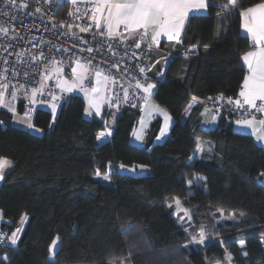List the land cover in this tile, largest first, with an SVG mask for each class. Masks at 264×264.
<instances>
[{
  "label": "trees",
  "instance_id": "1",
  "mask_svg": "<svg viewBox=\"0 0 264 264\" xmlns=\"http://www.w3.org/2000/svg\"><path fill=\"white\" fill-rule=\"evenodd\" d=\"M227 2L210 0L206 14L189 18L180 53L155 81L154 100L174 119L161 143H154L156 119L146 145L133 144L141 111L121 108L100 144L96 136L111 111L104 120L86 118L81 95L65 100L54 122L51 112L37 109L40 133L14 126L0 110V157L13 162L0 185L2 227L10 236L21 229L16 245H0V258L8 257L0 264H211L229 257L232 264H264V147L236 133L231 114L221 115L215 129L201 127L203 105L186 117L192 98L238 95L246 74L242 56L251 42L239 11L261 0H238L230 13L211 6ZM193 44L196 50L184 55ZM201 141L212 147L192 159ZM97 171L109 179H98ZM176 200L191 213L187 226L174 213ZM224 213L239 221L219 223ZM202 227L211 241L192 247L190 237Z\"/></svg>",
  "mask_w": 264,
  "mask_h": 264
},
{
  "label": "snow or ice",
  "instance_id": "2",
  "mask_svg": "<svg viewBox=\"0 0 264 264\" xmlns=\"http://www.w3.org/2000/svg\"><path fill=\"white\" fill-rule=\"evenodd\" d=\"M4 7L6 9H15L16 11H22L28 7L27 0H2ZM50 3L51 0H48ZM73 9L68 11L69 16H74L75 19L80 20L87 16L90 21L87 26L76 25L79 32H91L94 26L95 33L94 36H99L102 39L98 40L97 48L95 51L99 53L105 46L109 50L112 49L113 43L123 44L129 39L135 41V48L140 49L141 44H146L147 50L151 53L153 46L156 49H159L160 38L166 37L168 41H180L181 34L185 30V24L189 20V14L191 13L193 17L199 16L201 11H206L210 6V0H70ZM61 0H57V6L59 7ZM85 5L84 11L81 13L80 5ZM225 9L227 12H231L238 6V0H228L227 4L215 5ZM39 12L40 9L35 10ZM90 13V15H89ZM0 15L9 17L12 20H15L16 17L11 16L9 11L0 10ZM33 15V13H29ZM239 15L242 20V28L247 34L248 38L251 41V50L247 51L243 56L242 60L247 67V74L243 78L241 89L238 93V98L228 99L229 104H235L237 109H244V114L251 116L250 119L237 120L236 124L242 127L250 128L251 134L255 136L257 141L264 142V118H258L255 113L260 114L261 117H264V0L261 2L250 6L246 9L239 11ZM227 18V17H223ZM222 18V19H223ZM62 22L60 27H64ZM56 27V25H53ZM69 30L73 28L72 24H67ZM127 31L128 36H124L121 30ZM12 29L4 26L3 23H0V35L9 36ZM75 37L77 34L72 33ZM15 38V37H10ZM87 43V41H81ZM197 45L193 44L188 49L186 53H192L196 50ZM7 49H5L6 51ZM59 51V49H58ZM81 51H87L88 53H93V47L89 46L87 49H81ZM128 49L125 48V55H127ZM11 55V53H10ZM17 62L23 63L22 54L17 53ZM113 55L115 53L113 52ZM171 55V54H169ZM135 59L139 60L140 56L133 53ZM162 59L167 62V57H164L161 53ZM3 59L5 65L8 64L6 58ZM70 61H73L74 67H71V80L63 78V68L57 67L58 64H62L63 61H50L46 63L44 70L39 73L42 76V79L39 83V87H32L31 94H28L27 85L24 83L12 84L8 80L9 68L3 67L0 68V107L6 108L9 112L13 114V118L16 119V108L13 104V101L17 99L18 92L27 97L30 103H37V95L43 94L46 85L44 81L52 79L53 74L57 76L56 86L61 90V92H72L73 90L79 89L82 91L88 99V107L85 108V113L92 115L90 109L95 111L96 115H100L101 105L107 101L109 105L114 103L112 99L104 95V91L108 89V86L117 85L119 82L116 77L105 75V69L92 64L91 59L84 57H68ZM38 60H46L44 52L40 51L37 55L31 56V61L36 62ZM160 61L158 60L157 63ZM31 66V65H30ZM120 64H114L112 67L116 68L119 72ZM150 70V69H149ZM111 71L110 69L108 70ZM127 71V69H126ZM146 69L143 67L139 68V73H145ZM94 72L96 86L86 87L85 81L89 80L90 76ZM20 73L15 68V65L11 68V75L15 78ZM36 73L24 72V76L27 78L32 76L34 78ZM135 80L134 86L137 90L142 89L145 93V103H148V98L151 96V90L155 87L152 83H147V78L145 77V82L142 83L139 79ZM130 84L128 87H124L122 83H119V87L123 89V101L127 102L130 96ZM12 88L10 92V99H6L5 93L9 88ZM103 89V90H102ZM113 95L116 97V100H120L121 97L115 92L113 88ZM52 101L59 99L56 95L49 93ZM222 98V96H221ZM259 102V103H258ZM119 105L117 104V107ZM247 106V107H245ZM151 110L155 112H163L158 105H150ZM192 105H189L191 109ZM56 109L57 104H51V114L53 117V122L56 118ZM165 117V125L160 131V136L164 137L166 135L169 121L171 117L167 113H163ZM215 120V117H213ZM20 123L25 124L28 128L33 129L37 132L42 131L39 128H36L31 121L30 113L25 112L24 118L19 120ZM2 123V121H0ZM143 124V121H141ZM111 135V131H100L96 139L99 141ZM137 140H142L143 136L136 134ZM198 150L202 149L198 145ZM11 165V161L7 158L0 157V180L5 179L4 169ZM124 165H120L121 169H124ZM143 168V166H141ZM135 171V169H132ZM96 175L99 177L101 174L97 171ZM260 176L264 177V172L260 173ZM104 180H108L109 176L104 175L102 177ZM199 179V178H197ZM193 183L189 181V184ZM177 209L180 210V201L176 200ZM186 214L187 210H184ZM2 215V211H0ZM27 216H23L22 220H26ZM183 218L181 217V220ZM187 231V229H185ZM21 232L20 228H17L11 236L0 237V239H8L11 244L15 245L18 240V233ZM59 236L55 237L52 241V244L49 247L50 254H53V250L58 247ZM190 243L200 245L205 243V230L202 227L198 236H191ZM264 243V241H262ZM187 247V245H185ZM241 247H243V242H241ZM247 255V253H243ZM2 260H7L8 257L5 256L0 258ZM230 260V257H229Z\"/></svg>",
  "mask_w": 264,
  "mask_h": 264
},
{
  "label": "built area",
  "instance_id": "3",
  "mask_svg": "<svg viewBox=\"0 0 264 264\" xmlns=\"http://www.w3.org/2000/svg\"><path fill=\"white\" fill-rule=\"evenodd\" d=\"M64 1L65 0H61V4L58 7L57 0H51L50 3L48 0H27L28 7L18 12L15 9H6L2 0H0V10L9 11L11 16L16 17L15 20H12L9 17L0 15V23H3L4 26L12 29L9 36L0 35V58H6L8 60V64L5 65L3 59H0V68H9L8 80L17 86L19 83L26 84L28 93H31L32 87H39V83L42 79V76L39 73L44 70L47 62L53 60L63 61L62 64H58L57 66L65 68L70 78H72L71 67H74L75 65L73 61L68 59V57L71 56L73 59L75 57H87L91 59L94 66L104 68L105 75L116 77L118 82L122 83L124 87H128L130 84L132 85L129 89V100L124 102L122 99L123 89L119 87V83L117 85L110 84L111 88L108 97H110L114 103L109 105L107 101L104 102V107L107 111L120 110L121 108H139L141 110L146 104L144 100L146 94L143 93L142 89L137 90L135 88V80L133 77L135 76V78L139 79L142 83L145 82V77L147 78V83L154 82L149 75V71L155 62H152L153 49L151 53H149L146 44L144 43L141 44L140 49H136L135 41L127 40L123 44L113 43L111 50L105 46L99 53H97L95 51L98 46L96 42L102 38L93 35L96 31L94 26L91 32H79L76 25L87 26L90 21L87 16L80 20L75 19L74 16H69L68 11L73 9V6L61 16L60 11ZM37 8L40 9L39 12L35 11ZM84 8L85 6L80 7L81 13L84 11ZM29 13H33V15H29ZM62 22L65 25L64 27H60ZM67 24H72L73 28L69 30ZM53 25H56V27H53ZM122 32L124 36H127V31L122 30ZM72 33H76L77 35L74 37ZM10 37L15 38L13 39ZM82 40L87 41V43L81 42ZM89 46L93 47V53L90 54L87 51H81V49H87ZM125 48L128 49L127 55H125ZM5 49L7 50L5 51ZM40 51L44 52L46 60H38L36 62L31 61V56H38ZM113 52L115 55H113ZM17 53L22 54L23 63L17 62ZM133 53L139 55L140 59H135ZM183 54L191 55L192 53H186L185 50L183 51ZM169 57L170 59H173L175 58V55H170ZM117 63L121 65L119 72H117L116 68L112 67ZM13 65H15V68L20 73L15 78L11 75V68ZM140 67L146 69L145 73H139ZM109 69L111 70L110 72L108 71ZM24 72L36 74L34 78H32V76L26 78L23 75ZM44 83L46 88L43 94L37 95V103H25L23 106L24 113L27 111L30 115H34L35 111L51 98L49 93L54 94L57 97L62 96L63 93L56 86L55 81L48 80L44 81ZM93 84V79H89L85 83L87 87H93ZM113 88H115V92L121 97L120 100H116V97L113 95ZM8 90L12 91V88L10 87ZM229 98L234 100L238 98V95L222 96V98H208L204 100L203 104L207 109L220 115L226 113L231 114L235 119L251 118V116L244 114V109H237L235 104H229ZM63 103V100L59 102L58 109H61ZM117 104L119 105L118 107ZM253 114L257 115V117L260 115L255 113L254 110ZM8 236H10L8 231L0 225V237ZM8 244H10V240L6 238L0 239L1 246Z\"/></svg>",
  "mask_w": 264,
  "mask_h": 264
},
{
  "label": "crops",
  "instance_id": "4",
  "mask_svg": "<svg viewBox=\"0 0 264 264\" xmlns=\"http://www.w3.org/2000/svg\"><path fill=\"white\" fill-rule=\"evenodd\" d=\"M63 6H64L65 11H68L70 9V7L72 6L71 3H70V0H65ZM83 6H85V5H83V4L80 5V7H83ZM206 13H207V10L206 11H201V13L199 15H204ZM191 16H192V14L190 13L189 14V18ZM187 23H188V21L185 24V29L187 27ZM241 30H242V33L247 36V34L244 32L243 28ZM184 32H185V30H184ZM184 32L181 34L180 41H168L166 37H163L162 36L160 38V46H159V48H161V45L164 44L163 45L164 48H162V49L164 51H166V53L168 54V56H170L169 54H171V55L179 54L180 53V50H181L180 49V44H181V41H182ZM127 36H128V34H127ZM128 41H134V40L133 39H129ZM154 49H156L155 46H153V50ZM170 62H171V59H170ZM242 62H243V60H242ZM243 64H244V62H243ZM244 66L246 68V74H247V67H246L245 64H244ZM57 67H60V66H57ZM63 78H66V79L71 80V78H70V76L67 73V71H66L65 68H63ZM56 79H57V76L55 74H53L51 80H53V81L56 82ZM89 79H93L94 80L93 86H96L94 72L92 73V75L90 76ZM153 81L154 82L152 84H154L155 87L151 90L152 94H151V96L148 99V103L145 104L143 108H141V110H140L141 111L140 119L138 120L137 125L134 128V130H133V133L135 132L136 134L142 135L143 136V139L142 140H137L136 139V136L133 135V133H132V143L135 144V145H137V146H145L146 145V136H147L148 129H149L150 125L156 119H159L161 121L160 130H159L158 135L156 136V138L154 140V143H156V144L163 142L165 139H167L170 136V132H171L172 126L174 124V119L169 115L168 111L164 107L160 106L154 100V94H155V91L157 89V86H156V82L155 81H157V80H154L153 79ZM85 83H86V81H85ZM110 88H111V86L109 85L108 86V89L106 91H104V95L109 96ZM10 92H11L10 90H7L6 91V93H5L6 99H10L11 98L10 97ZM62 93H63L62 96L58 97L59 99H57L56 101H52L51 98H50L48 101H46L45 103H43L38 109H42V110H46L48 112H51V104L52 103H56L57 104L56 114H57V112L59 110L58 109L59 102L62 101V100L65 101V100L69 99L73 95H81L85 99V101H86V107H88V99L85 96V94L82 91H80L79 89L73 90L70 93L69 92H62ZM28 94L30 96L31 93H28ZM27 102H30L29 99L27 97H25L24 95H22L21 93L18 92L17 99L15 101H13V104H14V106L16 108V114H17L16 119L13 118V114L11 112H9L6 108L0 107V110L6 111V112H8L11 115V117H12V124L14 126L20 127V128H23V129H26V130H28L30 132H33V133H40V132H37V131H35L33 129L28 128L25 124L19 122L20 119H23L24 118L23 106ZM203 102H204L203 99H200V98H192V100L189 103V105L191 104L192 107H191V109H189V105H188V107L186 109V117L190 114V112L193 110V108L195 106H201V105H203V109L201 111V127L203 129H215V128H218L219 125H220L221 115L220 114H217V113H215L213 111H211L210 109H207L204 106ZM153 104L154 105H158L159 108L163 110V112H155V111H152L150 105H153ZM90 111L92 112V115H88V114H86L84 112V115H85L86 118H98V119H103V120L105 119V115L106 114H105L104 103L101 105L100 115H96L95 114V111L92 110V109H90ZM163 113H167V115L169 117H171V120L169 121V125H168V129H167L166 135L164 137H161L160 139H157V137L160 136L161 129L165 125V117H164V114ZM117 114H118V110H113V111L110 112V114H108V116H106V121L104 120V122L106 124V127L102 131L110 130L111 133H112V128L115 125V119H116ZM30 117H31V121L33 123V115H30ZM213 117H215V120L213 119ZM258 118H264V117H261L259 115ZM247 119H250V118H247ZM237 120H243V119H234V120H231L230 121V122H232L233 130L236 133H239V134H246V135L252 136L254 142L258 146L264 147V142L257 141L256 138H255V136H253L251 134V129L250 128H246V127H242V126L237 125L236 124V121ZM141 121H143V124L141 123ZM110 137H111V135L110 136H107L104 139L99 140V143L100 144H103V143L107 142ZM199 146L202 149V151L201 150H198V147H197V149H196V151H195L192 159H199L206 150L209 151V149L207 147L211 148L212 147V144L209 141H201L199 143ZM12 165H13V162L11 161V165L9 167H6L4 169L5 175L11 169ZM2 182H3V180H0V185H1ZM26 221H27V219L26 220H21V224H20L21 227L24 226V224L26 223ZM4 222H5V220H4V217H3V214H2V215H0V225H2ZM19 236H20V233H18V239H19ZM11 245H13V244H11Z\"/></svg>",
  "mask_w": 264,
  "mask_h": 264
},
{
  "label": "rangeland",
  "instance_id": "5",
  "mask_svg": "<svg viewBox=\"0 0 264 264\" xmlns=\"http://www.w3.org/2000/svg\"><path fill=\"white\" fill-rule=\"evenodd\" d=\"M130 168H128V167H124V169H121L120 168V171H122V172H125L126 170H129ZM130 171L132 172V173H136V170L135 171H132V169H130ZM103 176H97V178L98 179H100V180H102V181H106V180H104L103 178H102ZM176 202V201H175ZM175 206H176V203H175ZM184 210H186L184 207H183V205L180 203V210H178L177 209V206L175 207V211H174V213H175V215H177V217H178V221L181 223V224H183L184 226H187L188 224H189V222H190V219H191V213H190V211L189 210H187V213L188 214H186L185 213V211ZM181 217L183 218L182 220H181ZM239 218V217H238ZM237 218V215L236 214H234V213H224L223 215H222V217L219 219V223H222V224H224L225 222H233V223H237L238 221H239V219ZM213 240H215V239H213ZM212 240V241H213ZM209 241H211V239H205V243L204 244H200V245H196V244H192L191 243V246L192 247H199V246H204V245H206ZM211 264H232V263H230V261H229V259H227L225 262H214V263H211Z\"/></svg>",
  "mask_w": 264,
  "mask_h": 264
},
{
  "label": "water",
  "instance_id": "6",
  "mask_svg": "<svg viewBox=\"0 0 264 264\" xmlns=\"http://www.w3.org/2000/svg\"><path fill=\"white\" fill-rule=\"evenodd\" d=\"M161 53L164 57H167V62L161 57ZM160 61L157 63V61ZM155 61V62H154ZM152 62H154L153 67L149 71V75L154 80H162L165 76L166 69L170 64V57L162 48L154 49L152 52Z\"/></svg>",
  "mask_w": 264,
  "mask_h": 264
}]
</instances>
